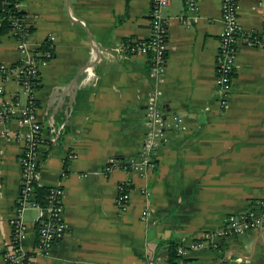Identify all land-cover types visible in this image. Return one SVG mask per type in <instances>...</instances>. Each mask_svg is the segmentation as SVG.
Wrapping results in <instances>:
<instances>
[{"label": "crops", "instance_id": "obj_1", "mask_svg": "<svg viewBox=\"0 0 264 264\" xmlns=\"http://www.w3.org/2000/svg\"><path fill=\"white\" fill-rule=\"evenodd\" d=\"M220 0H199L189 21L182 0L162 8L167 38L159 105L166 139L143 175L116 167L110 157L134 159L143 139L149 88V51L122 57L100 49L124 38L146 39L150 0H23L31 17L28 46L50 38L52 55L39 64L34 91L40 124L37 184L62 189V235L41 264H154L166 262L170 244L182 246L185 264H264V214L243 234L213 235L225 218L255 206L264 186V51L238 37L227 95L215 79L222 19ZM243 31L264 25V0H238ZM186 19L185 21L183 20ZM20 56L12 37L0 34V63ZM3 95L20 104L13 77ZM0 257L8 248L9 219L19 195L18 156L25 136L15 117L0 124ZM119 185L127 201L116 204ZM143 190V191H142ZM20 247L36 242V209L23 212ZM201 242L199 248L190 244Z\"/></svg>", "mask_w": 264, "mask_h": 264}, {"label": "built area", "instance_id": "obj_2", "mask_svg": "<svg viewBox=\"0 0 264 264\" xmlns=\"http://www.w3.org/2000/svg\"><path fill=\"white\" fill-rule=\"evenodd\" d=\"M169 0H150L149 8V33L146 39L121 40L100 50L107 55L116 54L122 57L126 49L149 51L147 77L149 88L146 91L144 100L143 139L138 155L128 161L110 157L104 164V170L110 171L113 168L121 167L143 175L153 167V156L158 145L166 139V129L171 127L179 130L181 128L178 120L169 122L165 120L159 105V98L162 94L164 80L165 53L167 29L165 18L162 15V8ZM238 0H220L219 9L222 19V27L219 33L218 45L214 57L215 79L220 88L221 96L227 95L230 84L235 46L238 37H242L246 46L258 47L264 51V25L258 31H243L238 23L236 4ZM10 2L11 7L5 8ZM23 0H0L2 13L0 14V26L2 21L7 22L6 32L12 37L14 45L20 56L12 63H0L1 80L13 77L24 96L23 103L17 100H10L4 97L2 84L0 83V124L15 117L19 125L25 130L20 154L19 165V195L14 205L13 216L9 219L10 236L7 249L0 257V264H41L39 257L44 256L50 245L58 239L65 228L61 217L62 189L59 186L48 187L44 197V204H39L35 198V185L38 179V166L40 146L43 138L40 134V124L35 115L36 102L34 99V87L38 84L39 64L49 58L52 54V44L47 49L39 51L40 46L30 48L28 36L32 27L31 17L26 14L21 6ZM184 7L190 11L189 21L197 17L196 11L199 0H182ZM185 21L186 19L183 18ZM1 34V32H0ZM49 40L50 38H45ZM45 40L43 42H45ZM128 42L133 43L131 46ZM41 56H44L43 58ZM8 136L6 129L0 132ZM127 188L119 185L116 204L123 208L127 201ZM143 191V190H142ZM27 209H36L39 216V223L36 230V242L32 251L27 253L19 245L25 230L23 212ZM264 214V186L260 190V198L255 206L239 215H228L221 229L213 231L216 236L226 234H243L246 230L261 225ZM201 242L190 244L191 248H199ZM185 249L182 246L176 248V254L182 258ZM181 262V261H180ZM182 263V262H181ZM185 264V263H184Z\"/></svg>", "mask_w": 264, "mask_h": 264}, {"label": "trees", "instance_id": "obj_3", "mask_svg": "<svg viewBox=\"0 0 264 264\" xmlns=\"http://www.w3.org/2000/svg\"><path fill=\"white\" fill-rule=\"evenodd\" d=\"M11 7V3L8 2L5 4V8H10ZM2 13V9L0 6V14ZM8 25L7 22L5 20L2 21V25L0 26V32H4L6 31ZM123 40H128V38H124ZM51 44V42L49 40H45V42H43V44L40 46V50L39 51H44V49H47V45ZM133 43L128 42V45L131 46ZM52 47V46H51ZM53 52V49H52ZM52 55V54H51ZM42 58L44 56H41ZM32 86L34 87V89L37 87V84L34 83L32 84ZM48 187H44L41 185H35L34 191H35V198L37 200V202H39V204H44V197L47 193ZM182 263H181V262ZM166 262L168 264H184V259L180 258L177 254H176V249H175V244H170L166 250Z\"/></svg>", "mask_w": 264, "mask_h": 264}, {"label": "water", "instance_id": "obj_4", "mask_svg": "<svg viewBox=\"0 0 264 264\" xmlns=\"http://www.w3.org/2000/svg\"><path fill=\"white\" fill-rule=\"evenodd\" d=\"M154 264H165L163 262H154Z\"/></svg>", "mask_w": 264, "mask_h": 264}]
</instances>
